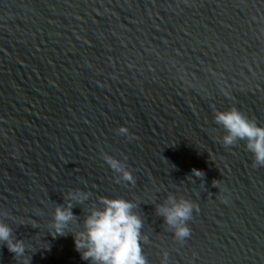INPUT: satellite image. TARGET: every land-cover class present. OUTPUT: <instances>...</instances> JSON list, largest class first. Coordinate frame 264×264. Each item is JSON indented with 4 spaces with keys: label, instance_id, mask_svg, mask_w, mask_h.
I'll return each mask as SVG.
<instances>
[{
    "label": "water",
    "instance_id": "1",
    "mask_svg": "<svg viewBox=\"0 0 264 264\" xmlns=\"http://www.w3.org/2000/svg\"><path fill=\"white\" fill-rule=\"evenodd\" d=\"M232 107L264 126V0H0V219L28 248L0 264H88L49 234L69 189L91 194L78 220L135 202L148 264H264V166L213 118ZM169 193L199 208L183 243L155 214Z\"/></svg>",
    "mask_w": 264,
    "mask_h": 264
},
{
    "label": "clouds",
    "instance_id": "2",
    "mask_svg": "<svg viewBox=\"0 0 264 264\" xmlns=\"http://www.w3.org/2000/svg\"><path fill=\"white\" fill-rule=\"evenodd\" d=\"M214 121L224 129L220 142L225 147L245 142L246 149L252 154L253 167L264 166V126L245 116L235 107L226 111H216ZM118 135L132 139L126 127L116 129ZM109 168L120 180L135 184L132 173L122 160L102 154ZM193 174L203 176L202 171L193 169ZM218 182L214 180L213 186ZM89 192L69 189L63 194V204H56L50 221V233L54 238L71 234L75 250L88 264H148L142 251L147 236L142 234L143 221L134 209L137 204L123 198H99L98 203L82 208V220L72 211L77 205H84L90 197ZM199 211L196 204L183 197L169 193L162 203L156 205L155 214L163 219L167 230L176 241L183 243L189 237L190 229L186 222L191 220L193 212ZM7 217V213L3 214ZM75 225V230L72 226ZM0 244L7 247L15 260L26 256L28 250L24 240L18 239L12 227L0 219ZM167 252L162 253L161 264H166ZM30 257L24 264H29Z\"/></svg>",
    "mask_w": 264,
    "mask_h": 264
}]
</instances>
